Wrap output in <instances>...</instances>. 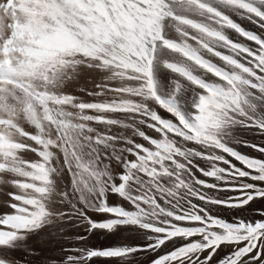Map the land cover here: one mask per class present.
<instances>
[{
	"label": "rangeland",
	"instance_id": "obj_1",
	"mask_svg": "<svg viewBox=\"0 0 264 264\" xmlns=\"http://www.w3.org/2000/svg\"><path fill=\"white\" fill-rule=\"evenodd\" d=\"M83 3L73 158L104 188L14 168L30 228L1 264H264V0Z\"/></svg>",
	"mask_w": 264,
	"mask_h": 264
},
{
	"label": "bare ground",
	"instance_id": "obj_2",
	"mask_svg": "<svg viewBox=\"0 0 264 264\" xmlns=\"http://www.w3.org/2000/svg\"><path fill=\"white\" fill-rule=\"evenodd\" d=\"M83 1L0 0V256L14 248L15 229L25 233L30 228V223H25V199H17L22 208L26 206L22 214L16 212L22 208L13 204L16 193L25 194L24 186L12 178L14 168L23 170L20 166L27 160L45 165L52 154L55 163L64 159L75 167L73 181L88 197H99L104 188L86 169L76 167L73 158L80 102L75 87L86 81L89 66L78 56L84 50L77 46L74 35L83 15ZM88 1L87 10L95 13L98 2ZM64 22L70 25L66 27ZM89 64L93 66V60ZM262 232L261 227L253 237Z\"/></svg>",
	"mask_w": 264,
	"mask_h": 264
}]
</instances>
